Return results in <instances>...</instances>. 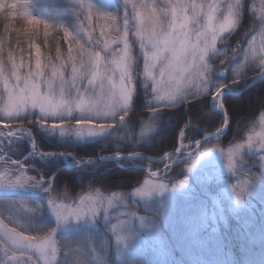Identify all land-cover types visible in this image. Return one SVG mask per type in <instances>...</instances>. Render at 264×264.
<instances>
[{
  "label": "rangeland",
  "instance_id": "1",
  "mask_svg": "<svg viewBox=\"0 0 264 264\" xmlns=\"http://www.w3.org/2000/svg\"><path fill=\"white\" fill-rule=\"evenodd\" d=\"M251 1L252 9L259 17L261 0ZM38 2L39 0H4L5 7L16 3L17 8L12 11L21 16L27 12L28 17L38 14ZM70 2L79 9L77 19L74 26L65 31L64 46H56L55 54L50 59L40 58L37 51L29 61L10 56L6 63H0V146L4 148V151L0 150V156L3 157L0 159V177L3 183L0 186V222L8 229H15L23 236L35 240L44 238L55 228L53 240L57 248L58 264H226L229 258L224 251L226 247H223L225 241L222 231L230 227L229 222L233 221L244 228V231L237 233L241 236H246L245 231L251 229L256 221L264 224V114L258 116L243 138L224 146L222 139L229 130V119L224 108L215 107L213 97L228 78L242 80L245 85L238 90L232 86L224 88L225 94H236L225 95L222 103L227 96H239L251 89L252 87L241 92L261 74L258 67L259 56L264 55L260 52L264 48V33L260 32L261 21L259 20V27L251 33L244 48L234 47L236 53L232 54L234 48L220 42L237 29L229 27L235 18V8L230 6H234L236 0H81L84 7L77 0ZM88 5H91V9ZM125 20L131 56L135 58L132 71L133 97L137 88L146 94L143 86L144 56L139 40L134 35L141 20L148 27L154 24L159 31L185 33L193 39L199 37L200 70L204 74L202 82L209 85V93L189 95L181 104L211 96L212 111L223 118L227 117L228 129H225L224 123L222 128L205 134L197 142L180 144L162 159H152L141 154L130 157L119 153L90 160L89 164L108 163L120 167L122 162H128L132 168H143L146 177L128 193H109L100 189L85 194H71L68 190L55 191L53 178L59 170L48 179L32 166L46 164L44 162L54 155L41 153L29 127L18 125L14 128L11 123L35 120V128L42 131L43 135L71 144L72 147L106 139L110 142L122 141L128 130L127 124L116 128V123L109 119L97 121L87 112L82 114L76 108V102L80 98L77 91L69 87L61 92L59 78L62 74L65 80L69 79L73 64H79L82 58L81 48L100 52L105 62L110 59L112 52L123 49L122 41L110 44V51L104 50V43L116 40L124 32ZM113 24L120 31H115ZM214 36L217 46L225 48L229 57L223 64L219 58L213 59L211 62L215 69L208 73L205 65L210 59L208 48ZM97 40L99 43H96ZM250 42L257 51V63L250 62L251 55L249 61L244 59ZM237 64L246 65L239 76L233 71ZM218 72H223L224 75L220 76ZM116 79H119V72L116 73ZM50 82L54 84L51 90ZM86 86L87 80L79 87L83 89ZM191 92H195V88ZM147 98L149 101L152 96L147 94ZM41 107L44 109L43 113ZM111 126L116 130L109 129L91 136L59 134L62 129L101 130ZM121 130L123 132L120 135ZM207 138V142L203 144V140ZM6 140V145L1 144V141ZM23 142L28 145V150L22 160L15 161L5 154V149L10 147L17 148L20 153L19 146ZM237 145L241 148L234 158V167L230 170L227 153ZM206 149L211 150L206 152ZM118 156H124L127 160H112ZM59 159L62 165L59 169H76L84 165L69 155L59 154ZM138 160L162 164V167L157 170L142 167ZM175 167H178V172L172 170ZM20 176L42 180L43 186L37 187L29 181V185L24 187H8L10 181H15ZM146 180L152 184H162L165 188L154 190L148 196L136 195L135 190L144 187ZM181 181L184 183L181 184ZM246 186L247 195L238 201L237 194L240 195ZM43 187H50L51 191L47 193ZM166 188L168 190L163 192ZM83 197L103 201L99 214L95 218L70 217L58 224L48 206V200L54 199L57 203L75 208ZM118 197L122 199H117ZM108 198H113L112 207L107 205ZM106 207L107 214L104 213ZM114 226H118L115 231ZM253 229L256 233L257 230ZM118 236L122 238L121 241L117 240ZM0 264H44V260L36 250H17L0 230Z\"/></svg>",
  "mask_w": 264,
  "mask_h": 264
},
{
  "label": "trees",
  "instance_id": "2",
  "mask_svg": "<svg viewBox=\"0 0 264 264\" xmlns=\"http://www.w3.org/2000/svg\"><path fill=\"white\" fill-rule=\"evenodd\" d=\"M244 8L239 27L236 31L225 38L223 45L229 48L243 49L251 33L259 27V19L253 11L252 1L243 0ZM38 14L24 17L7 7L0 11V63H6L10 56L18 60H30L34 53H40V58L50 59L55 54L56 46H64L66 29L74 26L78 7L70 0H39ZM2 10V9H0ZM34 20L41 21L35 23ZM47 21L51 26H46ZM242 80L226 79L225 85L240 89L244 85ZM133 97L132 106L134 112L130 113L132 123L127 124L128 130L124 133V139L119 142L103 140L94 144L76 145L64 144L57 139L43 135L42 131L35 128V120L15 121L12 127L18 125L29 127L34 135L37 147L41 153L54 155L46 164H34L32 166L43 175L53 178L54 190H68L71 194H85L94 190L109 193H128L136 188L146 177L143 168H132L130 163L122 162L120 167L115 164L93 163L83 165L76 169H59V154L69 155L80 163H86L99 157L115 155L119 153L132 155H145L152 159H162L167 154L175 151L180 144L197 142L205 134L214 132L224 126V118L217 112L212 111L211 96L193 99L175 108L160 107L161 115L166 122L159 129L156 137L147 141L138 142L135 134V117L143 116L147 107V94L137 88ZM224 110L229 119V130L223 136L222 144L229 145L237 142L249 131L252 124L260 114H264V79L251 89L239 96H227L223 100ZM123 130H121L120 135ZM8 140L1 141V144ZM17 148L5 149L13 160L20 161L27 153L28 145L23 142ZM0 150L4 151V148ZM142 167H150L153 170L160 169L162 164L140 161ZM61 166V167H59ZM172 170L178 172V167ZM230 227L224 229L223 247L228 254L229 261L226 264H264V224L256 221L251 229L245 231L246 236L238 235L244 231L235 222H229ZM262 236L261 239L260 236Z\"/></svg>",
  "mask_w": 264,
  "mask_h": 264
},
{
  "label": "snow or ice",
  "instance_id": "3",
  "mask_svg": "<svg viewBox=\"0 0 264 264\" xmlns=\"http://www.w3.org/2000/svg\"><path fill=\"white\" fill-rule=\"evenodd\" d=\"M77 2L81 3V0H77ZM81 7H84L82 3ZM87 7L91 9V5ZM4 8V0H0V9H2L0 11H3ZM8 8L11 14V11L17 8V4L11 3ZM28 15L27 12L24 13L25 17H28ZM124 24V32L116 40L105 41L104 43L105 51H110V44L120 41L123 42V49L112 52L110 59L105 62L100 52L81 48L82 58L79 64H73L69 79L65 80L62 74L59 78L61 92L69 87L75 89L80 97L76 102L77 110L82 114L87 112L89 116H94L97 121L107 119L96 114L105 108H110L114 104L132 105L134 88L132 87L133 75L128 68V56L131 55V46L127 39V20H125ZM113 29L120 31L115 24H113ZM134 35L139 40L140 49L144 56L143 86L146 94H150L154 98L147 102V106L155 107L164 104L165 107L175 108L185 102L189 95L200 96L209 93V85L202 82L204 74L200 70L201 47L198 42L199 37L193 39L185 33L174 34L172 31H159L154 24L152 27H148L143 20L140 21ZM89 40L91 41L90 34ZM96 43H99V40ZM260 52L264 53V48ZM249 55L252 57L257 56V51L251 42L249 43L248 52L244 53V59L247 60ZM261 56L264 55L259 57ZM258 67L261 73L259 77L264 76V62L258 64ZM117 72H119L118 80L116 79ZM157 75L159 79H157ZM218 75L222 76L224 73L218 72ZM85 80H87V86L81 89L79 86ZM53 87L54 84L50 82L49 89L51 90ZM227 87V85H222L216 91V95L213 97L215 107L224 108L222 97L225 92L223 89ZM192 88H195V92H191ZM41 104H43V101H41ZM70 111L71 109L69 108ZM43 112L44 109L41 107V113ZM225 123H227L226 116ZM125 126V123L116 124V128ZM109 129L116 130L113 126L101 130L74 128L62 129L59 134L63 136L71 133L83 137L103 133ZM9 135H13V133H9ZM28 135L31 136V133H28ZM240 148L241 146L237 145L236 148L229 149L227 153L228 168L230 170L234 167V158L239 153ZM0 159H3V157L0 156ZM29 181L37 187L43 186L42 180H31V178L20 176L15 181H10L8 187H24L29 185ZM180 183L182 184L184 181ZM0 186H3L2 177H0ZM164 188L165 186L162 184L156 185L146 180L144 181V187L137 188L135 194L148 196L154 190H163ZM43 190L49 193L51 188L43 187ZM117 199L122 198L118 197ZM237 199H239V194H237ZM47 203L58 224L67 221L70 217L76 219L85 216L95 218L103 206L102 200L91 197H83L75 208L57 203L54 199H49ZM107 205L108 207L113 206V198L107 199ZM104 213H108L107 207L104 208ZM116 227L118 226H114V231ZM0 230L3 231V235L7 240L11 241L17 250L21 252L36 250L43 258L44 264H58L57 248L53 240L56 232L55 228L51 229L47 236L39 240L25 237L22 233L16 232L15 229H8L2 222H0ZM121 239L120 236L117 237L118 241H121Z\"/></svg>",
  "mask_w": 264,
  "mask_h": 264
},
{
  "label": "clouds",
  "instance_id": "4",
  "mask_svg": "<svg viewBox=\"0 0 264 264\" xmlns=\"http://www.w3.org/2000/svg\"><path fill=\"white\" fill-rule=\"evenodd\" d=\"M230 7L235 8V18L233 19L229 27L231 29H235L239 27V23L243 15V8H244L243 0H236L235 5L230 6ZM258 19L261 21L260 32L264 33V0H261L260 14H259ZM34 22L39 23L41 21L34 20ZM43 22L45 23L46 26H51V24L48 23L47 21H43ZM220 43L223 44L224 41H221ZM208 53H209L210 59L205 65V71L208 73L213 72L215 69V65L211 62L213 59L219 58L220 63L223 64L229 57V53L226 51L225 48L217 46L215 36L213 37L211 46L208 48ZM235 53H236V49L234 48L232 49V54H235ZM128 59H129L128 68H129V71L132 72L134 70L133 66L135 64V58L129 55ZM247 60L249 61V58ZM250 62L257 63L255 57H252L250 59ZM262 62H264V56L259 57L258 64ZM245 67H246L245 64H237L236 67L233 69V71L237 76H239L244 71ZM208 79L210 81L211 77L209 76ZM152 99L154 98L152 97ZM160 105L164 106V104H160ZM132 112H134V108L132 105L125 106V105L114 104L110 108H105L96 114L102 117H105L113 121L116 124H120V123L130 124L132 123V118L130 117V113ZM161 113L162 112L159 111L157 107H151V108H146L144 110L143 116L134 118L135 119L134 131H135L136 136L138 137V142L156 137V134L158 133L159 129L166 122V119L161 115ZM210 150L211 149H206L205 151L208 152ZM196 163L194 164V166L196 165ZM248 183L249 182H247V185ZM167 190L168 189L166 188L163 192ZM247 192H248V188L246 186V189L240 193L239 199H237V197L236 199L238 201L242 200L243 197L247 195Z\"/></svg>",
  "mask_w": 264,
  "mask_h": 264
},
{
  "label": "water",
  "instance_id": "5",
  "mask_svg": "<svg viewBox=\"0 0 264 264\" xmlns=\"http://www.w3.org/2000/svg\"><path fill=\"white\" fill-rule=\"evenodd\" d=\"M259 76L256 79H254L250 84H248L244 89H242L241 92H243L246 89H249V88L253 87L254 85H256L259 81H261L264 78V76H262V77H259ZM238 93H240V92H238ZM228 94L235 95L236 93L235 92H229V93H226L225 95H228ZM225 129H228V119H227V123L225 124ZM207 140H208V138L203 140L202 143L204 144L205 142H207ZM198 147H200V146H198ZM130 157H133V156H130ZM143 158H145V157H143ZM116 159H118V160H120V159L121 160H127V158L124 157V156H118V157L112 158L113 161H115ZM85 165H87V163Z\"/></svg>",
  "mask_w": 264,
  "mask_h": 264
},
{
  "label": "bare ground",
  "instance_id": "6",
  "mask_svg": "<svg viewBox=\"0 0 264 264\" xmlns=\"http://www.w3.org/2000/svg\"><path fill=\"white\" fill-rule=\"evenodd\" d=\"M45 155V154H44ZM132 154H130V156H131Z\"/></svg>",
  "mask_w": 264,
  "mask_h": 264
}]
</instances>
